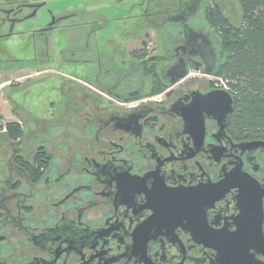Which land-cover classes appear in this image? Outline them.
I'll use <instances>...</instances> for the list:
<instances>
[{
  "label": "flooded vegetation",
  "instance_id": "1",
  "mask_svg": "<svg viewBox=\"0 0 264 264\" xmlns=\"http://www.w3.org/2000/svg\"><path fill=\"white\" fill-rule=\"evenodd\" d=\"M84 1L0 3V42L34 39L27 59L0 47V122L22 131L0 130V264H264V196L263 240L240 217L264 140L222 119L225 0Z\"/></svg>",
  "mask_w": 264,
  "mask_h": 264
},
{
  "label": "trees",
  "instance_id": "2",
  "mask_svg": "<svg viewBox=\"0 0 264 264\" xmlns=\"http://www.w3.org/2000/svg\"><path fill=\"white\" fill-rule=\"evenodd\" d=\"M237 2L238 27L221 11L212 15L221 44L217 75L233 99L228 118L231 131L238 138L264 140V0ZM4 127L11 138L22 134L15 123ZM4 127L0 122V130Z\"/></svg>",
  "mask_w": 264,
  "mask_h": 264
},
{
  "label": "rangeland",
  "instance_id": "3",
  "mask_svg": "<svg viewBox=\"0 0 264 264\" xmlns=\"http://www.w3.org/2000/svg\"><path fill=\"white\" fill-rule=\"evenodd\" d=\"M5 0H0V3L3 2ZM20 1H34V0H20ZM46 1V5L45 8H51L57 10L59 8H78V7H85L84 5V0H43ZM224 15L227 17V19L229 20V22L234 25L235 27H238L241 23V12H240V7L238 5L237 0H225L224 2V11H223ZM40 18V16H39ZM41 19V18H40ZM43 20H41L40 22H42ZM37 23V21L35 22ZM29 24H33L31 26H34V23H29ZM28 26V25H27ZM115 25L111 24L108 25L104 30H101L99 32V34L101 36H107L109 34H111L112 32H114ZM114 30V31H113ZM33 41L34 39L31 37H13L11 39H9V41H3L0 42V47L2 49H4L5 51H7V55L12 57V58H16V59H27L31 56L32 54V45H33ZM6 53H0V67H4L7 65V60H6ZM1 75H0V79H1ZM3 79H1L0 81H2ZM0 98L2 95L8 96L10 95L11 90L10 88H5L3 89V86H0ZM23 89L25 91H29L30 93H32L34 96L37 93V89H38V85L37 83H34L32 85L27 84L23 87ZM18 92H21L20 90H18ZM15 95V94H13ZM17 97V96H14ZM23 105H29L26 102L22 103ZM5 104H3V102H0V113H6L5 110ZM34 107V106H33ZM36 108V107H34Z\"/></svg>",
  "mask_w": 264,
  "mask_h": 264
},
{
  "label": "water",
  "instance_id": "4",
  "mask_svg": "<svg viewBox=\"0 0 264 264\" xmlns=\"http://www.w3.org/2000/svg\"><path fill=\"white\" fill-rule=\"evenodd\" d=\"M224 94V96L226 97V108L223 112V116L222 119L225 118V116L227 114L230 113V111L232 110V104H233V100L230 97L228 92H222ZM220 102V101H218ZM262 147L264 148V141H252L246 144V148L247 150H254L256 148ZM223 187V188H222ZM228 186H227V180H224L223 182H221L220 184V192L218 195L219 197L222 196V194L227 190ZM211 196V195H210ZM218 196L212 197L211 199L208 198L205 194L204 196V207L208 206L209 202H212L213 200H215L216 198H219ZM264 196V190L262 192H260L259 194H257V196H253L251 198H249V201L251 203H253V206L250 208L251 209V213H245L244 211H247V208L242 206L240 207L241 213H240V217L244 220V219H250L252 222V226L254 228H256L257 230L253 233V237L258 239V241H261L260 239H262V220H263V208H262V202L261 199ZM238 200L240 202V204H244L245 201L248 200L247 196L245 195V193L243 191H241V193L239 194ZM263 240V239H262ZM251 249V248H250ZM242 250V254L244 255V260L245 262L248 260V258H252V255L249 254V248L245 249H241ZM246 252V255H245Z\"/></svg>",
  "mask_w": 264,
  "mask_h": 264
},
{
  "label": "built area",
  "instance_id": "5",
  "mask_svg": "<svg viewBox=\"0 0 264 264\" xmlns=\"http://www.w3.org/2000/svg\"><path fill=\"white\" fill-rule=\"evenodd\" d=\"M221 85H222L223 89L227 91V88H226L225 84L223 83V81H221Z\"/></svg>",
  "mask_w": 264,
  "mask_h": 264
}]
</instances>
